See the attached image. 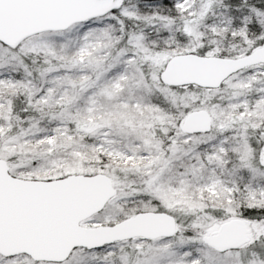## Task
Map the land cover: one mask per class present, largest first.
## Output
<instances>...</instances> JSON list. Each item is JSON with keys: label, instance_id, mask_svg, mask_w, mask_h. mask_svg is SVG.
<instances>
[{"label": "snow or ice", "instance_id": "snow-or-ice-1", "mask_svg": "<svg viewBox=\"0 0 264 264\" xmlns=\"http://www.w3.org/2000/svg\"><path fill=\"white\" fill-rule=\"evenodd\" d=\"M0 264H264V0H0Z\"/></svg>", "mask_w": 264, "mask_h": 264}]
</instances>
